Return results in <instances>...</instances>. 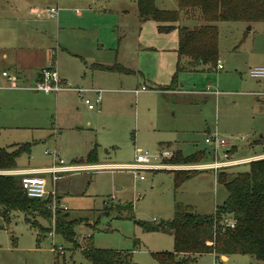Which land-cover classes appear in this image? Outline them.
<instances>
[{"label":"rangeland","instance_id":"obj_1","mask_svg":"<svg viewBox=\"0 0 264 264\" xmlns=\"http://www.w3.org/2000/svg\"><path fill=\"white\" fill-rule=\"evenodd\" d=\"M135 5V0H0V72L7 68L18 77L17 87L0 90V147L30 144L29 153L16 159L19 168L50 167L54 152L76 167L59 173L52 183L49 174L43 177L56 202L67 207L61 209L66 220L77 222L73 231L79 247L90 239L98 248L132 251L133 263L159 264L151 253L171 251L172 236L144 230L141 223L171 219L176 202L209 214L227 196L208 167L196 168L197 173L176 187L173 170L184 167L174 166L193 164L168 163L175 150L182 156L204 152L206 157L196 165L210 164L214 144L205 139L215 134L228 142L218 153L228 150L229 160L264 157V140L260 141L264 96L253 95L264 85L247 75L249 67L264 66V21L217 22L223 69L206 65L203 70L180 72L172 85L179 90L162 94L151 87L155 82L171 85L173 55L156 54L162 36L146 33L138 38ZM155 5L176 9L177 0H155ZM50 7L58 8L57 18L31 13ZM122 9L128 15H122ZM163 43L169 47L170 39ZM46 52L53 54L51 60ZM52 62L58 76L67 79V88L57 95L29 89L36 70L51 67ZM93 64L118 65L132 72L105 71ZM4 81L0 77V84L9 86ZM138 85L146 91L135 94L132 90ZM75 87L103 90L101 102L88 109L83 97L92 99L94 93L86 90L80 95ZM137 149L149 152L151 162L169 168L136 175L128 165ZM164 149L172 154L158 159ZM92 150L94 163L86 160ZM247 168L245 162L218 170L226 169L231 177ZM105 204L120 208L104 212ZM53 229L54 223L39 216H28L26 222L19 211H12L7 220L0 215V264H86L79 247L51 235ZM195 264L264 262L249 255L222 260L205 253Z\"/></svg>","mask_w":264,"mask_h":264},{"label":"trees","instance_id":"obj_2","mask_svg":"<svg viewBox=\"0 0 264 264\" xmlns=\"http://www.w3.org/2000/svg\"><path fill=\"white\" fill-rule=\"evenodd\" d=\"M137 14L140 22L153 21L159 33L176 30L177 56L175 72L171 86L181 71L180 58L185 57L190 67L208 65L215 67L218 59L217 22L221 21H264V0H178L177 10L160 9L155 0H136ZM190 11L200 20L194 27L179 24L180 12ZM92 67L105 71L131 70L118 65L93 64ZM264 135L260 136V141ZM170 145V143H167ZM30 144H13L11 149L0 147V171L17 169L16 159L22 153H29ZM204 152L197 151L182 156L175 150L167 161L171 164H197L204 160ZM87 162L94 163L92 150L86 156ZM248 168L237 171L231 177L226 169L218 170L217 182L222 185L227 196L225 201L209 214L198 213L191 205L176 202L172 209V218L158 224L141 223L144 230L158 231L172 236L171 251L151 253L159 264H195L197 256L205 253L215 258L229 255H249L264 262V157L247 162ZM198 170H173L174 183H181L197 173ZM20 175L0 173V215L7 220L12 211L28 216H39L51 222L48 201L26 196L21 188ZM120 206L104 205V212ZM126 209H132L126 205ZM59 208L55 211V234L65 242L77 248L73 227L75 220H66ZM233 220V226L228 222ZM31 227L39 228L38 224ZM41 236L37 234V240ZM86 264H136L131 261V252L95 247L90 239L78 248Z\"/></svg>","mask_w":264,"mask_h":264},{"label":"built area","instance_id":"obj_3","mask_svg":"<svg viewBox=\"0 0 264 264\" xmlns=\"http://www.w3.org/2000/svg\"><path fill=\"white\" fill-rule=\"evenodd\" d=\"M33 11L32 13L37 17H39L42 14V12H46L49 18H56L59 10L57 7H50L44 10L35 8L33 9ZM216 67L218 69L223 68V64L221 60L219 59L217 60ZM0 75L6 80L7 83H9L8 87H17L14 81L17 78L15 77L14 74H10L8 71H2ZM247 75L250 78L256 80L257 82H263V85H264V66L249 67L247 70ZM2 87L3 86L0 85V88ZM66 88L67 86L62 83V80L58 76L53 66L43 68L40 73V79L36 81L33 85L29 86V89L33 91H41L44 93H57ZM146 89L147 87L140 86L139 88H136L134 92L137 93L140 91H145ZM74 90L77 91L80 95L83 92H86V90H88V92L94 93V97L92 99L89 97H83V103L90 110L94 109L96 105L101 102V99H102L101 89H82V88L76 89L74 88ZM253 94L257 97H263L264 96V86H263V89H260L259 91H256ZM205 142L214 144L213 161L210 162V164H206L202 166L193 164L190 166H174V167H177L176 169L184 167V169H193V170H195L196 168L208 167V169L210 168L213 169L216 175L218 172V169L220 168L249 162L251 161V159L252 160L257 159V158L251 157V158L229 160L228 150L222 153L221 155H219L218 148L228 145V142L223 139H218L215 134H212L208 138H206ZM171 154H172L171 151L164 149L159 153L158 159L160 157H169ZM53 155H54V161L50 165V167H47V168L31 170L30 172H20V171H15V170L0 171V173L20 175L21 176L20 178L21 188L27 197L41 200V201L47 200L48 208L51 211V222L52 223H54L55 211L59 208L66 210L67 207L65 205H62L56 202L55 196H54V190L47 188L48 181L43 177V174H49L50 183H52L58 178L59 173L68 172V171H72L76 169L74 165L65 164L64 161L58 157L56 152H54ZM151 157L152 155L149 152L147 151L142 152L140 150H137L136 155L134 157V162L128 165V169L134 170L136 172V175H138V172L143 171V170H152V169L156 170V169H160L163 167L169 168V166L151 162ZM96 167H97L96 165L93 166V168H96ZM139 178L142 179L143 176L139 175ZM50 197H53V198H50ZM228 224L230 226H233L234 224L233 220H230ZM53 233L55 234L54 229H53V232L50 234L53 235ZM60 249H61V246L54 248V251L60 250Z\"/></svg>","mask_w":264,"mask_h":264},{"label":"crops","instance_id":"obj_4","mask_svg":"<svg viewBox=\"0 0 264 264\" xmlns=\"http://www.w3.org/2000/svg\"><path fill=\"white\" fill-rule=\"evenodd\" d=\"M136 1V0H135ZM156 6V5H155ZM157 7V6H156ZM157 8H159V7H157ZM179 7H178V0H177V8L175 9H173V8H171V9H169V8H160V9H168V10H177ZM35 9V8H34ZM132 10H133V12L135 11V13H136V15L138 16V14H137V7H136V5H135V8H132ZM32 11H33V9H32ZM122 11V15H128V10H126V9H122L121 10ZM32 13V12H31ZM58 14H59V11H58ZM58 16V15H57ZM57 18V17H56ZM178 23L179 24H183V25H186V26H189V27H194V26H196V25H198L199 23H200V20L195 16V14L193 13V12H190V11H181L180 12V18H179V21H178ZM157 26H156V23H154L153 21H144V22H140L139 21V18H138V22H137V25H136V29L138 30V38L139 37H141V38H143L144 36H146V33L147 34H151V35H153L155 38L156 37H161L162 36V38H164V39H166V38H169L170 39V43H169V47H166V45L163 43V40L164 39H162V42H161V44H159L156 48H158L159 49V51H156V54L158 55V56H164V58H166V56H165V54L168 52V51H171L172 52V54L171 55H173L172 56V58L174 59V61H173V63H172V65H170L169 66V68H170V72L172 73V72H174L175 71V69H176V64H177V62L179 61V59H178V56H177V52H176V49H177V33H176V30H173V31H170V32H168V33H159L158 31H157V28H156ZM218 29V28H217ZM152 42V41H151ZM151 42H149V44L151 45ZM144 43H147V42H144ZM14 48V47H13ZM14 50H15V48H14ZM154 50H155V48H154ZM169 53V52H168ZM53 55V54H52ZM52 55H51V53H47L46 52V56H47V58L46 59H48V60H51V57H52ZM2 57L3 58H6V54L5 53H3L2 54ZM161 61H163L162 59H160ZM180 66H181V71L180 72H183V71H198V70H203L204 68H205V66L206 65H199V66H197V67H190L189 66V63H188V60H187V58H185V57H181L180 58ZM53 62H52V66H53ZM15 66H16V64H14ZM163 67H164V64H163ZM17 68H18V70L20 71V72H22L23 73V68H21V65L20 64H17ZM43 68H46V66H41V67H39V69H37L36 70V72L34 73V75H33V79H34V83L36 82V81H38L39 79H40V73H41V70L43 69ZM214 68H217L216 66L214 67ZM218 69V68H217ZM221 69H223V68H221ZM2 71H8L9 72V70H7V68L6 69H3V70H1V72ZM1 72H0V74H1ZM179 72V73H180ZM173 74V73H172ZM172 76V75H171ZM0 77H1V75H0ZM15 77H16V75H15ZM3 77H1V79H2ZM16 78H18V77H16ZM4 79V78H3ZM60 79L62 80V83L64 84V85H68L67 84V79H65V78H63V77H60ZM5 80V79H4ZM257 82V81H256ZM4 83H7L6 82V80L4 81ZM259 83V82H258ZM261 83V82H260ZM153 84H156L155 86L153 85V87H151V88H153L155 91H158V92H160V93H162V94H166V93H174V92H177L178 90H179V87L177 88V90H175V89H173L174 87H172L171 85H169L168 84V82H162V83H159V82H155V83H153ZM1 85V84H0ZM1 86H3L2 88H0V90L1 89H3V88H7L6 87V84H2ZM140 86H142V85H140ZM139 85L138 86H136L132 91L134 92V90L136 89V88H139L140 87ZM75 88H79V87H75ZM90 89H94V88H90ZM146 91V90H145ZM257 91H259V90H257ZM59 92H62V90L61 91H59ZM59 92H57V93H45V94H55V95H57ZM102 92H103V90H102ZM141 92H144V91H140V92H137V93H141ZM254 92V91H253ZM135 93V92H134ZM137 93H135V94H137ZM254 95V94H253ZM165 147H168V146H165ZM137 150H139V149H137ZM260 155V154H259ZM263 155V154H262ZM264 156V155H263ZM263 156H261V157H263ZM82 157V156H81ZM254 157V156H253ZM258 158V157H257ZM17 169H28V170H38V169H30V168H19V167H17ZM16 170V169H15ZM222 260H227L228 259V257L227 256H225V257H223V256H221L220 257Z\"/></svg>","mask_w":264,"mask_h":264},{"label":"water","instance_id":"obj_5","mask_svg":"<svg viewBox=\"0 0 264 264\" xmlns=\"http://www.w3.org/2000/svg\"><path fill=\"white\" fill-rule=\"evenodd\" d=\"M248 28H250V27H248ZM223 257H225V256H223Z\"/></svg>","mask_w":264,"mask_h":264}]
</instances>
